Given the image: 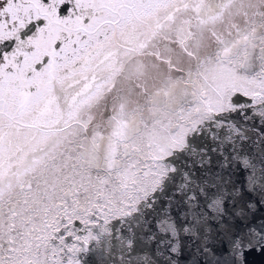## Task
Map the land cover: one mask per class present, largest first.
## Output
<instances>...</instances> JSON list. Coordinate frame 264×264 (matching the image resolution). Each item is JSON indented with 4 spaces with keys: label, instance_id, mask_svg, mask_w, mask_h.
<instances>
[{
    "label": "snow or ice",
    "instance_id": "6c2138e0",
    "mask_svg": "<svg viewBox=\"0 0 264 264\" xmlns=\"http://www.w3.org/2000/svg\"><path fill=\"white\" fill-rule=\"evenodd\" d=\"M264 253V0H0V264Z\"/></svg>",
    "mask_w": 264,
    "mask_h": 264
},
{
    "label": "water",
    "instance_id": "95a60500",
    "mask_svg": "<svg viewBox=\"0 0 264 264\" xmlns=\"http://www.w3.org/2000/svg\"><path fill=\"white\" fill-rule=\"evenodd\" d=\"M247 258L249 264H264V253L252 252Z\"/></svg>",
    "mask_w": 264,
    "mask_h": 264
}]
</instances>
